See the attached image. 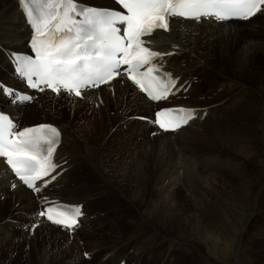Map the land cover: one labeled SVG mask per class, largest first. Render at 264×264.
<instances>
[{
    "label": "bare ground",
    "instance_id": "obj_1",
    "mask_svg": "<svg viewBox=\"0 0 264 264\" xmlns=\"http://www.w3.org/2000/svg\"><path fill=\"white\" fill-rule=\"evenodd\" d=\"M80 1L98 6L113 5L112 0ZM20 8L19 0H0V81L5 83L2 84L6 90L13 93L9 95L0 87V105L15 119L17 129L49 122L61 129L62 136L52 157L57 167L51 176L36 184L39 191L27 188L15 178L6 161L0 158V264H168L170 252L166 248V240L174 242L176 252L172 255L178 264H222L232 253L235 264H258L254 262L257 259L255 245L264 254V167L258 169L259 172H251L243 168L241 160L243 155V161L247 160L254 166L264 165L263 144L257 145L256 151L252 150L253 136H244V140L235 143L229 139L224 148L236 156L231 155L224 161L211 159L198 169L196 161L182 160V165L177 168L178 159L168 158L164 170L173 172L172 180L165 181V172L162 171L152 183L155 197H151L144 206L139 203L141 207L137 206L135 199L144 193L146 152L154 148L166 150L173 142L172 137L184 129L193 128L192 133L198 140L205 123L213 121V118L228 120V115H234L235 119L241 111L240 116L244 117L240 121L241 130L252 126L259 131L258 142L263 140L264 85L251 86L240 80L237 72L244 76L255 73L251 65L259 54H264V28H240L235 24L264 16V11L249 20L172 19L168 31L156 30L146 38H161L160 45L155 43L157 46L149 48L165 55L157 57L153 63L167 71L171 79L177 80L166 101L149 100L122 74L104 85L81 90L80 96H72L62 90L59 94H52L44 89L42 93L33 92L32 104L29 101L28 104L18 102L9 105L10 99L15 100V89H24L14 73L10 52L27 49L31 33ZM230 41L234 45H229ZM217 87L221 89L220 97L211 102L209 95ZM47 99L55 108L58 106L59 110L56 108L55 112L67 111V117L59 122L63 125L44 120L20 126L18 121L23 113L29 116L35 101L42 109L44 103H48ZM67 104L69 107L64 110ZM242 104L238 113L231 114ZM167 106L188 107L194 114L189 120H193L190 126L167 133L159 130L154 125L153 115L155 110ZM105 157L112 162L106 165ZM119 158L122 164H117ZM183 172V180H178ZM222 173L239 184L238 187L235 185L236 192L228 191V186L221 184L219 174ZM175 174L178 175L176 178ZM190 174L205 182L207 190L192 188V180L188 178ZM182 181L188 184L181 185ZM74 183L75 189L72 188ZM179 186L184 191V200L191 202L193 209L185 212L184 226H177L176 232L165 231L166 223L147 217V212L151 211L148 205L155 201L154 207H162V211L167 209L169 202L175 204ZM123 187L127 190L121 189ZM169 194L172 196L168 199ZM239 200L246 203L247 218L237 227V233H229L230 236L224 239L223 232L219 231L221 219H231V208ZM56 202L82 205L83 216L71 230L61 229L40 215L47 204ZM207 203H212L214 209L209 217L204 215ZM104 205H107L106 209H103ZM251 216L250 226L258 230L254 241L245 232ZM139 222L142 225L138 230L136 225ZM127 227L130 228L126 232L131 233L122 237L120 234ZM139 236L147 240L148 253L132 245ZM83 240L93 243L90 250H85ZM112 241H115L114 247L127 241L132 249L120 255L124 250L103 247ZM155 254L161 257L153 263L151 256ZM219 256L223 258L218 259Z\"/></svg>",
    "mask_w": 264,
    "mask_h": 264
},
{
    "label": "snow or ice",
    "instance_id": "obj_2",
    "mask_svg": "<svg viewBox=\"0 0 264 264\" xmlns=\"http://www.w3.org/2000/svg\"><path fill=\"white\" fill-rule=\"evenodd\" d=\"M19 3L34 31L31 46L35 57L17 55L15 61L17 72L27 79L30 87L43 91V84L57 94L63 89L80 96L82 89L98 87L127 74L152 100L166 99L175 81L168 75H159V68L152 62L165 54L145 47L142 37L151 36L156 30L168 31L169 21L174 17L196 21L247 20L264 6V0H115L123 9L120 11L81 7L78 0H19ZM78 16L83 19L77 20ZM122 65L127 66L123 73L119 71ZM193 116L191 110H163L156 113L155 122L165 131H175ZM59 136L58 130L50 125L17 131L9 117L0 115V158H6L25 185L39 191L35 182L57 167L52 156ZM40 215L73 228L81 212L79 208L54 206Z\"/></svg>",
    "mask_w": 264,
    "mask_h": 264
},
{
    "label": "rangeland",
    "instance_id": "obj_3",
    "mask_svg": "<svg viewBox=\"0 0 264 264\" xmlns=\"http://www.w3.org/2000/svg\"><path fill=\"white\" fill-rule=\"evenodd\" d=\"M235 26L236 27L240 26V28L242 26H244V27L254 26L255 28H264V16H259L256 19L249 20V21H247V23H241V24L238 23V25L235 24ZM244 27H242V28H244ZM218 28H222V27H218ZM10 32L11 33H9V34L12 35L13 32L12 31H10ZM21 32H22V30H21ZM262 38H263V42H264V37H262ZM157 41H158V43H157ZM161 41H162L161 38H159V40L158 39H156V40L152 39L151 44H153V45L159 44L160 45ZM228 44L234 45L231 41ZM237 46L239 47L240 44H238ZM254 62L255 63H253L251 65V69L253 71H255L253 76H251V75L249 76L248 74H246V76H244L242 73L237 72V77L240 80H244V81L250 83L251 86H255V87L257 86L258 87V86L264 85V54H259L257 59ZM207 78H205V80H207ZM263 89H264V87H263ZM203 92H205V89H203ZM212 93L214 95L213 94L209 95V97H211L210 98L211 102H212V100L218 99V97H220L219 94H221V89L217 87ZM261 93H263V92H261ZM221 98H222V96H221ZM61 101H65V100H61ZM47 102H48V99H47ZM245 102H243V104ZM6 103H7V100H6ZM57 103H59V102H57ZM29 104H32V102ZM243 104L240 106V108H237V109L235 108V110H232L231 114L238 113L237 111L241 110V107L243 106ZM33 106H35V107H33ZM37 106H38V104H34L30 107L31 110L28 113L29 116H26V114L23 113V115L21 116V118L18 121L20 126L23 124H29V122H33L35 120H36L35 122H40V120L41 121L48 120L51 122L54 121V123L57 124L60 121L63 122V120H64L63 118L67 117V111H65L64 113L61 111L55 112L56 108H57V110H59L58 106H56V108H55V106L51 102H48L47 104L44 103V106L42 107V109H44L43 111H42V109H39ZM68 107H69V104H67V106L63 109L66 110V109H68ZM244 108H242V109H244ZM6 109H7V107H6ZM233 111H235V112H233ZM113 112H115V114H117L116 113L117 111H113ZM83 113H85V112H83ZM241 113L242 112L240 111L239 114L235 117V119L233 118L234 115H232V116L228 115V117L230 118L229 119L227 117L228 120L225 119V120L219 121V119L213 118V121L211 120L210 122L205 123L204 129L206 131H203L204 130L203 129L202 132H200V134L202 133V135H201V138H199L198 140L194 137V134H193L194 129L193 128L184 129L183 132L172 137L173 142L171 144H168L166 150H165V148L163 151L157 150L156 148H154L152 151L148 150L149 152H146L147 155L145 154V156H144L145 159H144V163H143V165L145 166L144 173H145V179H146L145 184L142 187V190L144 191V193L142 195H138V197L135 199V203L137 204V206L141 207V205L139 203H141L144 206V205H146V202L151 199V197L152 198L155 197V194H154L153 188H152V183L155 179L159 178V175L162 171L165 172L164 166L168 163V160H169L168 158L178 159V164H176L177 168H179L180 165H182V160H184V162L185 161L186 162L187 161L188 162H190V161L195 162L196 161L197 169H198L199 167H203L205 163H209V161L211 162V159H213V160L214 159H216V160L217 159L218 160L225 159L226 160V158L236 156V155L232 154L231 151L228 152L227 150H229V149L224 148V146L227 143H229V141H230L229 139H231V138L232 139L230 142L235 143V142H239L240 140H244V138H247V136L248 137L253 136V137H251L252 138V142H251L252 143V147H251L252 150H255V149L257 150V145L263 144L262 154H264V142H263L264 138L262 141H260V143L258 142L259 140H258L257 136H258L259 131H256V129L252 126H250L248 129L246 128L244 130H241L242 123H240V121L242 119H244L243 116H240ZM27 120H30V121H27ZM60 124L63 125L62 123H59L58 125H60ZM221 126H223L224 128ZM249 129H251V131ZM195 131H197V129H195ZM231 133H233V134H231ZM245 134H247V135H245ZM242 137H244V138H242ZM72 139H74V141H76V139L74 137ZM101 139H102V135L99 137L98 142H100ZM69 142L71 143V141H69ZM76 144H77V146L81 147V145H79L77 142H76ZM244 157L245 156H243V155L241 157L242 164H244V166H243L244 169H248L251 172H253V171L259 172L258 169H262L264 167V165H261L260 163L256 166H254L253 163L247 162V160L243 161ZM105 158H106V163H105L106 165L110 164L112 162V160L110 158H108V157H105ZM202 160L204 161V163ZM199 162H201V163H199ZM117 164H122V160L120 158L118 159ZM219 175H220L219 179L221 178L220 179L221 184L223 182L225 185H227L228 191L234 192V190H235V192H236V190H237L236 187H238L239 184L234 183L231 178L227 177L223 173L219 174ZM176 176H178V175L175 174V178H176ZM183 177H184V172L182 174H179V176L177 178H178V180H181V178L183 180ZM226 177L229 178V180H227ZM172 178H173V172H165V179H164L165 181H170V180H172ZM188 178H190L192 180L191 187L194 188L196 191L207 190V186L204 185L206 183L202 182L201 179L196 180L191 174L189 175ZM180 184L184 185V184H188V183H186V182L183 183V181H182V182H180ZM235 185H236V187H235ZM75 187H76V185L74 183V186L72 188L75 189ZM121 189L127 190L124 187ZM208 192H209V190H208ZM125 193H127V191H125ZM172 194L167 195V198L169 199L172 196ZM1 199H3V197H1ZM235 202H236L235 203L236 206H232V208H231L232 209L231 210V213H232L231 219H229V220L221 219L222 222L220 223L219 231L223 232L222 237L224 239L226 238L225 236H230L231 233L232 234L237 233L236 232L237 227L239 228V226H241V224L244 222V219L247 218V213H246L247 208H246V206H244V205H246V203L243 204V201H241V200L235 201ZM150 203H151V205H148V207H149L148 209H150L151 211L147 212V217L149 219H151L152 221H156V222H159L161 224L166 223V229H164V230L169 231V232H176L177 226H184L185 225V223H184L185 212L191 211V209H193L192 203L187 201L186 199L184 200V191H183V189H181V187L178 188V194H177V199H176L175 204L169 202L170 205L167 209L162 211V207H159V206L154 207L155 201L150 202ZM211 204L212 203L206 204L205 214H204V212H202V214H204L206 217H209V215L211 213H213L214 209L211 207ZM97 207H99V205H97ZM106 208H107V205H104L103 209H106ZM0 209H1V207H0ZM125 211L126 210H124L123 213H125ZM257 219H258V217H257ZM261 219L262 218L259 217L258 220H261ZM251 220H252V216H251V218H249V220L246 223V229H245L246 231L245 232H247V235H249L250 237L252 236L251 240L254 241V234L256 235L255 232H257L258 230L255 227L250 226V224L252 222ZM139 223L136 225L138 227V230H139V227H141V225H142L141 223L140 224ZM236 223L237 224L239 223V224L237 225ZM138 225H140V226H138ZM117 228H118V230L120 229V227H117ZM129 228L130 227H127L125 229V232L123 234H120V235L122 237L126 236V234L129 235L131 232H129V233H128V231L126 232V230ZM229 233H230V235H229ZM105 236H107V235H105ZM83 241H84L85 250H90V248L93 246V243L90 242L89 240H83ZM93 242H95V241H93ZM114 243H115V241H112L103 247L109 248L111 246V247H113L112 250H114V249L124 250L122 253L120 252V255H123L129 249H132V247H131L132 245H136L138 250H140V249L142 251L145 250V251H147V253L149 251V249L147 248V240H145L141 236H139L137 238L136 242L132 245H128L127 241H124L118 247H114ZM166 244H168L166 246V248L169 249V252H170L168 264H178L177 260L174 259L173 255H172V252H176V247L174 246V242H172L171 240H166ZM255 246H256L255 252L257 255L255 257L257 259L253 258L255 260L254 262H256V263L258 262V264H264V254H261L262 249L258 245H255ZM222 247L225 251L227 250L226 247H224V246H222ZM226 253H228V252H226ZM78 255H79V253L76 254L75 257H78ZM160 257H161L160 255L155 254V255L151 256V259L153 260V263H154ZM222 258H223L222 256H219L218 259H222ZM24 259H25V257H24ZM234 262H235V255L232 253L231 255L228 254L226 261L223 263L221 262V263L222 264H235Z\"/></svg>",
    "mask_w": 264,
    "mask_h": 264
}]
</instances>
